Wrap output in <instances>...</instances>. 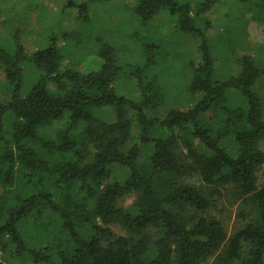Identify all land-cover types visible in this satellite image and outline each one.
<instances>
[{
    "label": "trees",
    "instance_id": "1",
    "mask_svg": "<svg viewBox=\"0 0 264 264\" xmlns=\"http://www.w3.org/2000/svg\"><path fill=\"white\" fill-rule=\"evenodd\" d=\"M66 1L87 18L93 0ZM217 2L203 0L196 16L189 2L179 0H140L135 8L146 26L166 11L177 16L179 31L202 38L201 63L189 85L200 99L193 108L171 109L162 118L157 74H146L155 55L159 60V44L146 45L147 64L137 67L135 78L140 97L134 100L117 93L121 65L110 46L101 53L100 70L81 74L63 69L55 39L32 54L17 35L11 47L0 43L9 92L0 102V253L46 264H207L213 258L215 264H264V185L257 176L264 165V101L253 89L264 77V64L245 55L238 59L239 75L216 77L210 38L195 20ZM256 4L264 26V0ZM27 65L37 73L29 86ZM231 90L240 103H231ZM105 107L115 111L114 122L97 115ZM130 111L140 132L128 147ZM64 120L63 129L49 132ZM224 140L232 144V154L222 148ZM146 146L152 148L149 157ZM114 165L129 169L125 181H111ZM222 191L242 200L252 216L231 236L209 213ZM128 193L136 199L123 208L119 200ZM45 221L58 223L67 241L31 245L22 225L45 227ZM113 223L128 236L115 237Z\"/></svg>",
    "mask_w": 264,
    "mask_h": 264
},
{
    "label": "rangeland",
    "instance_id": "2",
    "mask_svg": "<svg viewBox=\"0 0 264 264\" xmlns=\"http://www.w3.org/2000/svg\"><path fill=\"white\" fill-rule=\"evenodd\" d=\"M78 4L85 0H75ZM140 0H93L90 1L87 18L82 19L79 8L68 7L66 0H0V43L5 47L12 46V37L17 35L28 54L47 47L52 39L64 56L63 69L74 68L81 74H88L101 69L104 59L101 56L105 47L114 49L121 65L116 81L119 96L139 99L140 92L136 86L137 67L147 64V43L160 45L159 60L146 71L148 77L157 74L162 91L161 118L168 110L187 111L193 108L200 99L189 91L193 70L201 63L200 44L202 38L188 35L178 30V18L169 12H162L145 25L135 14ZM189 2L193 16L203 0H179ZM257 0H218L213 8L199 14L196 26L206 32L213 47L216 77L226 80L240 73L238 59L250 56L258 66L264 64V26L257 13ZM207 25L210 28L207 30ZM150 54V52H149ZM148 54V55H149ZM27 86L37 77L30 66L25 68ZM5 72L0 66V102L9 99L5 83ZM264 101V77L259 79L253 88ZM235 90L229 92L231 103H240ZM235 100V101H234ZM96 113L106 122L116 120L115 111L110 107L97 109ZM132 121V139L128 147L138 140L140 127L135 113L130 111ZM67 120L55 124L49 132L63 129ZM197 142V141H196ZM201 145L199 142L196 143ZM222 148L230 154L232 144L221 142ZM264 151V139L260 143ZM149 157L151 146L143 149ZM130 175L128 168L114 165L111 181H125ZM258 182L264 185V165L259 169ZM193 183L200 181L192 179ZM2 188H0V194ZM136 199L134 193H128L119 200L123 208L132 206ZM214 205L210 214L221 220L229 236L242 230L251 217L249 208L242 200L234 197L229 191H222L221 196H214ZM47 226H36L32 222L24 223L22 235L33 246L54 247L59 242H66L67 235L55 221H45ZM40 224V223H38ZM115 237L128 236L127 231L118 223L110 225ZM45 248V247H42ZM14 251V246L12 247ZM246 256V249L242 253ZM0 260L5 264H46L31 257H16L11 253L1 252ZM207 264H215L214 258Z\"/></svg>",
    "mask_w": 264,
    "mask_h": 264
}]
</instances>
